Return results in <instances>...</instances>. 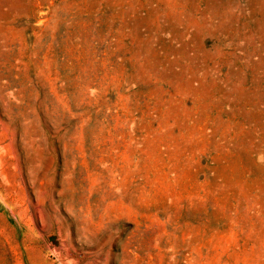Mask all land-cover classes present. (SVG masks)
I'll return each instance as SVG.
<instances>
[{"label": "rangeland", "instance_id": "374dc122", "mask_svg": "<svg viewBox=\"0 0 264 264\" xmlns=\"http://www.w3.org/2000/svg\"><path fill=\"white\" fill-rule=\"evenodd\" d=\"M0 264H264V0H0Z\"/></svg>", "mask_w": 264, "mask_h": 264}, {"label": "bare ground", "instance_id": "6f19581e", "mask_svg": "<svg viewBox=\"0 0 264 264\" xmlns=\"http://www.w3.org/2000/svg\"><path fill=\"white\" fill-rule=\"evenodd\" d=\"M51 235V234H50ZM57 248V247H56Z\"/></svg>", "mask_w": 264, "mask_h": 264}]
</instances>
